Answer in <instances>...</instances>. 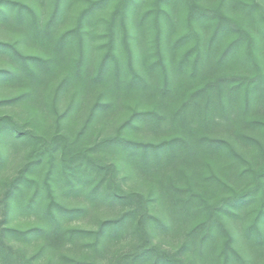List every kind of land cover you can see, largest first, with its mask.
I'll use <instances>...</instances> for the list:
<instances>
[{
  "label": "trees",
  "instance_id": "trees-1",
  "mask_svg": "<svg viewBox=\"0 0 264 264\" xmlns=\"http://www.w3.org/2000/svg\"><path fill=\"white\" fill-rule=\"evenodd\" d=\"M69 6L53 0L43 19L28 2L0 0V27L42 49L25 53L18 40L0 38V85L20 89L0 107L55 113L44 131L0 113V164L1 146L24 148L0 194V264H193L190 250L203 264H246L229 224L264 250L262 0H88L61 30ZM107 7L94 56L88 46ZM90 96L80 128H65ZM130 99L137 104L116 129L96 135L98 121ZM124 165L141 188L123 185ZM104 207L115 215L96 228L69 224ZM15 208L42 223L10 225ZM161 234L181 239L169 246L155 240ZM35 235L61 246L56 262L11 243Z\"/></svg>",
  "mask_w": 264,
  "mask_h": 264
},
{
  "label": "rangeland",
  "instance_id": "rangeland-1",
  "mask_svg": "<svg viewBox=\"0 0 264 264\" xmlns=\"http://www.w3.org/2000/svg\"><path fill=\"white\" fill-rule=\"evenodd\" d=\"M32 4L40 13L43 19L47 18L50 14L53 0H22ZM88 0H70L69 9L66 11V14L62 17L60 21L59 28L65 29L71 27L75 23V18L77 13L81 10V8L86 4ZM262 5L264 6V0H262ZM110 8L107 7L103 13H101L102 19H100L99 25H97L96 33L94 34V43L89 45V49L93 52L94 56L100 54L101 49L97 48V45H100L105 40V28L106 22L105 19L109 16ZM132 30V29H131ZM0 38H8L13 40H18L21 49L25 53H42V49L37 45L33 44L30 41H23L18 38L17 35H13L7 30H4L0 27ZM261 56L264 59V41L261 42ZM96 46V49L94 47ZM99 47V46H98ZM18 88H12L5 85H0V98L1 97H9L14 95L19 91ZM44 97H46L47 101H50V90L46 89L44 91ZM93 96V95H92ZM92 96L89 99H84V103L81 104V109L78 110L75 114H72L69 119H66L63 122L65 123V128L68 130H77L80 128L81 124L83 123L86 115H87V108L91 105V101H93ZM69 97V95H68ZM68 99L64 97V100L58 104V110H64V107L68 104ZM137 102L135 100H128L122 108H120V112L117 114H113L110 118L106 120L98 121L96 126V130L94 133L97 135L99 134H106L113 132L116 127L121 123V121L126 117L127 113L129 112L130 107H135ZM46 109V108H45ZM43 110V111H42ZM41 111L36 110L31 105L27 103H16L11 106H2L0 107V113H12L15 118L18 120L19 124L24 126L25 128H31L32 123L35 124V128L38 131H44L48 129L50 126L53 125L55 119V113L48 112L44 109ZM51 113V114H50ZM95 126V125H94ZM5 158L4 161L0 164V194L4 190L5 181L14 175L17 169L22 165L24 161V148L22 147H15L14 149L10 148L9 146H1ZM119 178L121 179L123 185L127 188L138 189L141 188L140 182L134 177L132 172L124 165L120 168ZM143 189L148 190L146 187ZM142 189V190H143ZM62 195V194H61ZM65 195V194H64ZM67 196V195H65ZM61 196L62 199L68 203L69 205H78L82 203V198L80 197H72V196ZM70 197V198H69ZM115 215L114 211H107L104 208H99L94 211H90L89 213L82 215L79 219L69 223L70 225H76L81 227H90L96 228L98 220L100 218H108ZM43 217L41 214L36 213L35 211L32 212H25L18 210L17 208L12 209L10 214L8 215V223L13 226H17L20 228H26L30 226L39 225L42 223ZM231 228V232L235 237L234 240V247L238 250V252L246 259V264H264V250H258V248L249 247L247 244L243 232L239 229L237 224H229ZM180 236L170 234L164 237V234L157 235L155 240L162 241L164 244L169 246H177L179 244ZM11 243L16 247H21L25 249L30 255H37V259L41 262H48L49 259L53 258V262H56V252L61 250V246L55 247L56 245L45 247L48 245L47 240L41 235H35L31 237V239L27 242L19 241L16 239H11ZM121 245V244H120ZM262 248L264 249V243H262ZM119 247V244L115 245V248H111L112 250L110 253H102L100 256V260L102 262H108V258L112 255V253L116 251V248ZM107 255L108 257H103ZM186 257L193 264H203V260L201 256L196 254L194 250H190L186 253ZM56 258V259H55Z\"/></svg>",
  "mask_w": 264,
  "mask_h": 264
}]
</instances>
